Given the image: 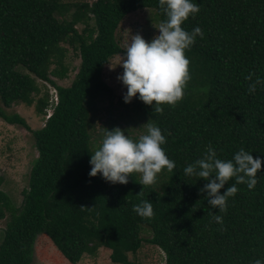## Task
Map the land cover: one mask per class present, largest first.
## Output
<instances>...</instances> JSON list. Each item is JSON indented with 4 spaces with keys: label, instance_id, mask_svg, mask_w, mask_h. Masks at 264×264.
Wrapping results in <instances>:
<instances>
[{
    "label": "trees",
    "instance_id": "16d2710c",
    "mask_svg": "<svg viewBox=\"0 0 264 264\" xmlns=\"http://www.w3.org/2000/svg\"><path fill=\"white\" fill-rule=\"evenodd\" d=\"M196 2L198 13L182 26L191 31L199 25L203 36L185 50L190 79L182 99L156 111L136 98L120 102L118 114L110 103L104 121L97 103L113 97L105 68L126 49L117 40L118 28L140 9L155 10L162 22L167 17L161 0H0V118L29 130L38 151L20 206L0 178V221L7 219L0 264H33L43 234L71 264L102 248L111 250L115 264H137L131 256L144 242L163 251L165 264H252L264 257V160L256 186L239 184L226 212L208 205L200 191L206 179L183 171L209 143L221 159H232L241 147L264 157V87L250 92L246 79L264 77V0ZM69 50L80 64L71 84L59 85L57 79L69 73ZM38 80L54 87L58 103L45 125L32 129L7 109L36 103L46 117L50 97L35 102ZM142 118L161 128L162 147L176 167L162 169L152 184H141L135 171L127 184L90 177L92 142L114 127L136 140L130 129ZM143 200L152 202L153 215L134 211Z\"/></svg>",
    "mask_w": 264,
    "mask_h": 264
},
{
    "label": "clouds",
    "instance_id": "9594fccd",
    "mask_svg": "<svg viewBox=\"0 0 264 264\" xmlns=\"http://www.w3.org/2000/svg\"><path fill=\"white\" fill-rule=\"evenodd\" d=\"M166 19L158 26V34L151 40L136 32L128 36V43L117 65L122 66V73L117 79L126 88L123 94L124 103H131L137 98L146 105L155 106L156 111H163L162 104L174 105L183 97V88L190 79L188 72L189 60L185 50L196 41L197 36H203L199 25L191 31L182 25L189 16L195 15L200 9L196 0H161ZM116 65V66H117ZM115 66V67H116ZM111 68H115L110 64ZM250 74L246 79L250 82L249 91H255L258 86L264 87V77ZM52 105L58 100L53 97ZM146 131L138 139L133 140L125 130L114 127L107 130L102 142L92 154L89 176L98 174L112 184H127L131 173H141V184H152L162 169L171 171L176 167V161L169 158L162 147L166 136L159 126L147 122ZM264 157L241 147L234 153L232 159H221L216 149L209 143L201 158L186 163L185 175L206 179L208 182L200 189L206 192L208 205L220 212H226L230 196L238 192V185L243 183L252 189L258 183L257 172L261 171ZM235 182L225 188L229 180ZM140 216L153 215V205L150 200H143L133 206ZM213 219L222 222L221 215ZM252 264H264V257L257 258Z\"/></svg>",
    "mask_w": 264,
    "mask_h": 264
},
{
    "label": "rangeland",
    "instance_id": "374dc122",
    "mask_svg": "<svg viewBox=\"0 0 264 264\" xmlns=\"http://www.w3.org/2000/svg\"><path fill=\"white\" fill-rule=\"evenodd\" d=\"M72 1V0H68ZM78 1V0H74ZM80 2V1H79ZM161 23L156 11L152 9H140L128 14L121 22L118 28L116 37L122 47L126 48L128 43V36L139 32L146 41L151 40L154 35L158 34V26ZM79 30L82 29L78 26ZM121 59L120 55L114 56L110 63L105 68L104 79L113 89V97L104 98L103 101L97 103L100 109L110 106L113 103V111L116 114L121 112L124 108L120 104L123 101V94L126 88L117 79L118 74L122 73L123 68L117 65ZM65 64L69 68V73L63 80L57 79L59 85L69 86L77 72L80 64V59L76 53L69 50ZM110 64L115 67L111 68ZM41 89L39 96L35 97V102L40 98L49 95V107L46 110L47 116L38 114L36 103L31 106L25 104H15L12 108L7 109L8 113H17L24 117L32 129H40L45 125L46 119L52 114V100L53 97H58L54 87L50 84H45L38 80ZM136 98H133V102ZM49 114V115H48ZM104 121H108V110L101 112ZM133 116H136L132 113ZM46 118V119H45ZM146 119L142 118L138 126L132 127L130 133L138 137L146 131ZM102 124L97 125L95 135H99V129ZM102 140L97 138L93 141L94 150L99 148ZM38 151L35 145V140L32 133L19 125H10L0 118V178L3 179L2 189L5 190L13 199L17 206H20L23 200L22 192L29 186V175L36 158ZM7 219L0 221V243L3 240V231L6 227ZM143 238H150V233H142ZM137 264H165V254L161 249L155 245L144 242L142 248L135 256H131ZM33 264H71L63 255L57 250L53 242L47 235L38 237L35 247V260ZM78 264H115L111 260V250L101 249L97 255H85Z\"/></svg>",
    "mask_w": 264,
    "mask_h": 264
},
{
    "label": "built area",
    "instance_id": "2783aa9c",
    "mask_svg": "<svg viewBox=\"0 0 264 264\" xmlns=\"http://www.w3.org/2000/svg\"><path fill=\"white\" fill-rule=\"evenodd\" d=\"M54 91H56V90L54 89ZM55 100H56V102H57V100H58V97H57V96L55 97Z\"/></svg>",
    "mask_w": 264,
    "mask_h": 264
}]
</instances>
